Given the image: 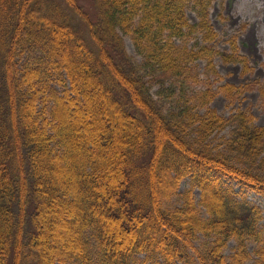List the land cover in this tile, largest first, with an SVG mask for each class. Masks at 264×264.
I'll return each instance as SVG.
<instances>
[{"label": "trees", "instance_id": "trees-1", "mask_svg": "<svg viewBox=\"0 0 264 264\" xmlns=\"http://www.w3.org/2000/svg\"><path fill=\"white\" fill-rule=\"evenodd\" d=\"M84 1L0 0V264H264L247 197L264 196V126L211 105L248 87L220 83L217 56L251 71L233 39L213 44V0ZM149 82L183 104L165 108Z\"/></svg>", "mask_w": 264, "mask_h": 264}, {"label": "rangeland", "instance_id": "rangeland-1", "mask_svg": "<svg viewBox=\"0 0 264 264\" xmlns=\"http://www.w3.org/2000/svg\"><path fill=\"white\" fill-rule=\"evenodd\" d=\"M85 4L84 0H81ZM188 17L191 21H197V12L190 7L187 9ZM209 19L217 32V37L213 41L215 47L219 50L231 51L230 40H234V53L243 55L247 63L251 67V71H245L243 65L238 61L224 62L220 56L216 57V67L222 79V84H234L236 86H248L240 95L229 97L221 93L215 97L211 105L224 117H228L232 113L239 110L252 113L255 118V123L264 126V100L262 93L264 91V0H213L209 7ZM181 42V40H178ZM193 44V41L190 42ZM125 45L127 52L137 64L143 63V55L140 54L131 37L125 35ZM28 57V53H23L20 58V63H23ZM206 62L200 60L198 62V71L201 74L202 85L206 84L208 76L205 70ZM151 76H147L149 80ZM59 90L64 89L63 86L56 81L52 82ZM151 91L165 108L177 106L179 108L183 104L180 99V93L176 91L173 84L170 82L164 84L151 83ZM179 105V106H178ZM232 127L229 126L223 132L214 134L212 137L213 143L216 145L224 141L223 138L229 136ZM189 179L181 182L179 192L187 189ZM236 189L240 190V186L236 184ZM196 201L200 199V190H194ZM248 199L261 207L264 212V196L256 192H248ZM182 199L175 195L166 202L168 206H179L182 204ZM200 211L205 215V210L200 208ZM28 225V224H27ZM261 227L264 228V217L261 221ZM61 239L64 238L60 231ZM206 239L200 234L195 240L196 245L202 244ZM235 241L231 240L225 249V254L233 253ZM256 244L249 243V249L253 252ZM144 256V254L142 255ZM253 259L247 264H252Z\"/></svg>", "mask_w": 264, "mask_h": 264}]
</instances>
